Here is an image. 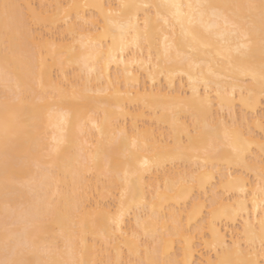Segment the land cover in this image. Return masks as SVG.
Masks as SVG:
<instances>
[{
    "label": "bare ground",
    "instance_id": "1",
    "mask_svg": "<svg viewBox=\"0 0 264 264\" xmlns=\"http://www.w3.org/2000/svg\"><path fill=\"white\" fill-rule=\"evenodd\" d=\"M4 2L18 5L35 31L6 25L0 15V261L264 260V25L258 9L249 18L244 7L260 0ZM162 4L179 7L160 10L162 18L144 7ZM196 5L217 6V14ZM106 18L124 25L130 43L123 53L113 50L111 62V40H101ZM236 18L248 21L247 40L234 34ZM41 36L43 51L35 47ZM197 125L202 138L189 145L184 136L186 159L173 160L181 134ZM233 125L243 132L233 144L240 162L207 169L214 186L182 183L199 172L206 149L211 156L220 148L217 159L233 155L220 139ZM144 159L152 162L146 169ZM224 208L239 214L214 215Z\"/></svg>",
    "mask_w": 264,
    "mask_h": 264
},
{
    "label": "snow or ice",
    "instance_id": "2",
    "mask_svg": "<svg viewBox=\"0 0 264 264\" xmlns=\"http://www.w3.org/2000/svg\"><path fill=\"white\" fill-rule=\"evenodd\" d=\"M60 7V6H57ZM80 7H94V8H103V5H69V8H80ZM122 9L125 10H131L133 8L139 7L136 5H128V4H122L119 6ZM145 10L151 8V7H155L157 8V16L159 18L160 17V10L162 9H170V8H178V5H174V4H162V5H146L144 6ZM189 7L191 8L192 6L189 5ZM196 8H213V15L215 16L217 13L215 11L217 6H212V5H196ZM223 8H228V7H237V6H230V5H225V6H220ZM245 8H247L249 10L248 16L249 18L251 17L252 12H254L255 10L258 9L259 11V16H260V20L262 25H264V0H260L259 4H248L244 6ZM19 8L18 5L15 4H11L8 2H4L2 4H0V15H2L3 20L5 22L6 25H12L14 27H16L17 29H24V30H31V31H35V29H30L29 26L32 23V21L26 20L23 17L20 16V14L18 13L17 9ZM221 16H224L223 12L219 13ZM109 16L112 15V13L108 14ZM116 15H121V13H116ZM226 23L229 22L228 21V17H224ZM164 23H168L167 20H164ZM106 24L107 27L105 29V33L104 35L101 37V40L104 39H110L111 40V46L109 48V57L110 60L109 62H111V53L113 50L117 51V53H123L125 51L126 48H128L130 46V43L127 42L125 40V36H124V32H125V27L122 24H118L112 20H108L106 18ZM231 26L233 27V29H235L234 34L241 37L242 40H247L248 39V35L247 32L249 30V25H248V21L247 20H243L240 18H236L233 19L231 21ZM119 32V35L116 34V32ZM261 37L262 39H264V29H262V33H261ZM37 40V43L35 45V47L37 49H39L40 51H43V37H37L35 38ZM167 39V37L165 38ZM99 46V45H98ZM240 48H246L247 45L246 44H240L239 46ZM239 51V48L237 49ZM177 55L179 56V53H177ZM163 59L165 60V62H168L169 56H170V48L166 47L164 49V52L162 53ZM42 59V57H41ZM184 59L188 62H192V58L191 56H185ZM133 64L135 63H143V61H136L133 60L132 61ZM125 69H127V65H125ZM157 69L158 71H165L168 70L167 67H161L158 63L157 65ZM126 75L129 76L130 78V86H134V80L131 79L132 74L130 72L126 71ZM253 78H255V74H253ZM191 79V78H190ZM205 84H209L211 83V81H204ZM260 83H261V92L262 94H264V67H262L261 69V73H260ZM233 91H235L233 89ZM219 95V93H218ZM187 136L188 139V144L191 145L194 142H196L197 140L202 138V133H201V129L199 127V125H197L194 128H187L185 129V131L181 134V138H180V142L177 143V145L175 146V151H176V156L173 157V160H185L186 157L184 156V145H183V137ZM222 142L227 141L230 142L229 146L232 147V152L233 155L229 158H220V152L221 149L220 148H215L213 146V151H212V155L209 156L208 155V151L209 150H205V157L202 161V163H198L197 164V168L199 169V172L193 174L190 177H187V179H184L183 177L181 178V182L184 184H197L199 183L201 186H206V185H213L215 181L213 180V174L214 172H209L207 171V169H209L210 167L215 171L216 167H217V163L219 162L221 165H227L228 167H231L233 165V163H239L240 159H241V153L240 151L233 146V144L239 143L242 139H243V132L236 128L235 125H233L231 128H229L228 126L224 127V132H223V136L220 138ZM135 145V140H133V146ZM261 151L262 154H264V144H261ZM216 157V158H214ZM199 159V158H198ZM150 162L148 159H144L143 161H141V168H147L148 166H150ZM261 163L264 164V159L261 160ZM238 170V169H237ZM261 178H262V183H264V169H262L261 171ZM239 183H242V180L238 181ZM183 191H187V189H183ZM241 191H243V189H241ZM261 191V195L264 196V187H262L260 189ZM241 207H243V205H241ZM232 214V215H238L239 214V210L236 209H228V208H224L222 210H217V212L214 213L215 214ZM113 226H118L120 223V217H116L113 219L112 221ZM139 223V220H138ZM261 225L262 228H264V220L261 221ZM181 225L179 224V222H177V230L179 231ZM188 231H191V229L189 228ZM251 242V241H250ZM185 243L188 247L191 246V237H185ZM261 249L262 251H264V235H262V239H261ZM0 264H9V262H5V261H0ZM140 264H144V262H140ZM150 264V262H149ZM213 264H215V262H213ZM219 264H226V262L224 261H220ZM227 264H231V262H227ZM240 264H256V262L254 261H244V262H240ZM259 264H264V260H261L259 262Z\"/></svg>",
    "mask_w": 264,
    "mask_h": 264
}]
</instances>
